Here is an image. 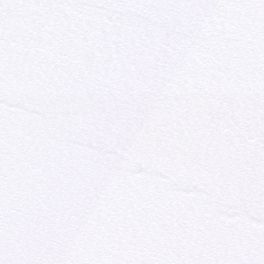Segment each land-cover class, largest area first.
I'll return each mask as SVG.
<instances>
[{"label": "snow or ice", "instance_id": "snow-or-ice-1", "mask_svg": "<svg viewBox=\"0 0 264 264\" xmlns=\"http://www.w3.org/2000/svg\"><path fill=\"white\" fill-rule=\"evenodd\" d=\"M0 264H264V0H0Z\"/></svg>", "mask_w": 264, "mask_h": 264}]
</instances>
